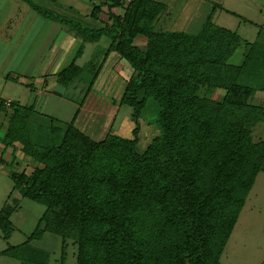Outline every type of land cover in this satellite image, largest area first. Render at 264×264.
I'll use <instances>...</instances> for the list:
<instances>
[{"label":"trees","instance_id":"1","mask_svg":"<svg viewBox=\"0 0 264 264\" xmlns=\"http://www.w3.org/2000/svg\"><path fill=\"white\" fill-rule=\"evenodd\" d=\"M24 1L81 37L56 73L60 86L87 81L88 93L110 52L129 64L118 103L131 108L134 126L130 137L108 129L95 140L75 125L79 107L60 124L33 105L8 102L11 113L0 141L18 145L35 164L29 173L9 170L8 176L13 190L45 209L28 240L0 254L19 264H50L45 251L29 244L50 232L61 238L59 264L67 240L76 245L75 264H221L255 178L264 173V105L252 102L264 92L262 29L248 42L215 25L214 11L225 10L218 3L189 32L155 29L166 9L156 0H89L88 16L99 21L97 27ZM101 36L109 44L97 72L92 59L76 65L84 44ZM137 36L145 39L143 47L133 44ZM240 45V62H229ZM148 99L158 107V134L138 152V119ZM5 102L0 99V112ZM16 206L5 201L0 207L3 238Z\"/></svg>","mask_w":264,"mask_h":264},{"label":"rangeland","instance_id":"2","mask_svg":"<svg viewBox=\"0 0 264 264\" xmlns=\"http://www.w3.org/2000/svg\"><path fill=\"white\" fill-rule=\"evenodd\" d=\"M32 1L45 9L54 11L56 14L69 19L79 20L84 25L97 27L100 24L99 21L88 16L91 9L89 0ZM160 1L166 5L168 4V17L164 19L163 16H160L155 23V29L189 30L190 32L195 29V27H192V24H195L193 23L195 8H193L192 2H187L186 0ZM238 1H224L223 5L231 10H217L215 19L212 20V22L217 26L233 30L239 29L241 26V29H239L240 33H242L241 37L244 40L253 39L256 27L244 23L245 21H243V19L247 17L250 20L246 19V21L257 23L258 30L262 29L263 33L261 34L264 36V10L260 4L261 2L264 3V0ZM92 2L96 4L103 3L102 0ZM102 6V14L99 16L105 21L106 16L104 13L107 11V8L105 5ZM114 11L122 13V9L120 8H116ZM60 26H62V29L65 30L66 33L65 50H67V55L62 64H59L58 68L64 66L71 60L73 53L79 46V40L77 37L74 38L72 36L71 29L64 25ZM62 37H60V39ZM60 41H62V39ZM144 43V38L140 36L134 38L133 44L143 47ZM108 44L109 39L106 36H101L97 42L85 43L83 53L77 58L76 63L82 65L88 59H92L93 62L96 63L93 67V72H97ZM242 52L243 46L240 45L230 57L229 62L234 64L239 63ZM130 70L131 68L125 60L120 59L115 52H110L105 61L101 64L99 71L96 73L95 80L88 93L86 92L88 85L87 81H75L66 87L57 86V91L62 93L61 97L52 93H47L45 98L36 96L33 92L28 91V89L20 87L15 88L17 85L11 84H8L11 90H8L4 96L12 99L16 98V95L19 94L22 98L20 100L21 102L26 105L34 104L33 106L35 109L56 118L57 122L60 124L69 122L76 109L79 107L80 109L75 119V125L95 140L101 139L108 129L111 130L112 133H116L122 137H130L131 129L134 126V121L131 119V108L128 105H119L118 103L124 87L125 77H127ZM2 84L3 83L0 84V87L5 89ZM34 86H36V82ZM24 93H26L25 95L28 96V98H23L22 95H24ZM85 93H87V95H85ZM219 95L220 92H216L213 96L217 98ZM255 96L256 97L252 99L253 103H258V98L264 97V95L260 93H256ZM262 105H264V102ZM157 110L158 107L156 102L153 99H148L138 119L139 132L138 143L136 145L138 152H141L150 139L158 134V128L155 123ZM10 113L11 110L9 106L2 108L0 112V127L3 124H7ZM13 148V158H8L7 163L0 166V207L5 201H10L12 203L17 201V206L9 217L12 229L8 237L3 238L0 230V252L8 246H15L28 240V236L34 230L38 219L45 209L44 205L26 197H22L19 190H13V182L7 175V172L9 170H23L29 173L35 165L33 161H28L25 157L24 161L16 159V163L10 164V160L11 162L15 160V151L17 147L15 146ZM9 152L11 153V151ZM263 175V172L258 173L257 182L248 193L249 197L245 200L244 207L239 213L235 226L220 256L221 264H264ZM9 194L10 197L8 198ZM29 244L36 249L45 251L49 256L50 264L60 263L62 243L59 236L50 232H45L40 239L30 240ZM64 252L65 258L63 264H75L76 245L72 243L71 240L66 241ZM0 264H19V262L7 255L0 254Z\"/></svg>","mask_w":264,"mask_h":264},{"label":"crops","instance_id":"3","mask_svg":"<svg viewBox=\"0 0 264 264\" xmlns=\"http://www.w3.org/2000/svg\"><path fill=\"white\" fill-rule=\"evenodd\" d=\"M156 1H160V0H156ZM186 1L192 2L193 3L192 6L193 8H195L194 9L195 13H193L194 14L193 19L195 21V22L193 21V23L195 24H192L193 25L192 27H195V29H193V31L198 29L205 15L211 9L213 3H218L224 9L231 10L223 5L224 4L223 2L227 0H186ZM243 1H247V0H239L238 2H243ZM260 4L264 10V3L261 2ZM168 7L169 6L167 4L165 12L161 15L164 17V19L168 17V10H167ZM217 10H221V9H216L214 11L212 20L215 19ZM245 19L250 20L247 17ZM244 23H248L249 25H254L256 27L254 38L246 39L248 42H251L257 36V32H258L257 23H253L249 21H245ZM61 29L62 26H60V24L55 22L53 23L49 19H45L41 17L34 10H32L24 0H0V84L3 83L2 85L5 87V89L0 87V99H4L6 102L15 101L20 105H26L25 103L20 101L22 98L21 96H19V94L16 95V98H12V99L7 96H4V94L8 90H11L8 84L17 85L15 86V88L20 87V88L28 89V91L33 92L36 96H40L44 98L47 93H52L58 97L62 96V93L57 91V86L60 85L56 81V73L60 69L64 68L68 63L58 68L59 64L60 63L62 64L63 60L67 55V50H65L66 33L65 30L62 29L63 30L62 31ZM239 29H241V26ZM239 29H236L235 31L241 37L242 33H240ZM71 31H72L71 32L72 36L74 38L77 37V39L79 40V44H81V37L76 35L73 30ZM243 31L247 32L246 30ZM60 37H62L61 38L62 41H60L61 40ZM75 64L78 65L76 61ZM75 81H79V80H73L70 84H72ZM35 82H36V86H34ZM257 93L264 95V92H257ZM25 94L26 93L22 95L23 98H28V96H26ZM258 99L262 103L264 102V97H260ZM6 125L7 124L5 125L3 124L1 125L2 128L0 127V138L4 133ZM15 146L17 147V149L15 148L16 149L15 160L14 159L13 160L16 161L17 159L19 161H24V159L27 158L29 161L28 157L24 158L21 155L18 145L15 144ZM13 149H14L13 146L4 147V145L0 141V152H1L0 166L3 165L4 163H7L8 158L10 159L13 158L12 157ZM9 151H11V153ZM9 163L11 164V160ZM257 176L255 178L253 186L257 182L258 179ZM262 177H264V175ZM262 183H264V180H262ZM248 197L249 194L247 198Z\"/></svg>","mask_w":264,"mask_h":264},{"label":"built area","instance_id":"4","mask_svg":"<svg viewBox=\"0 0 264 264\" xmlns=\"http://www.w3.org/2000/svg\"><path fill=\"white\" fill-rule=\"evenodd\" d=\"M6 105L8 106V105H9V103H8V102H6Z\"/></svg>","mask_w":264,"mask_h":264}]
</instances>
